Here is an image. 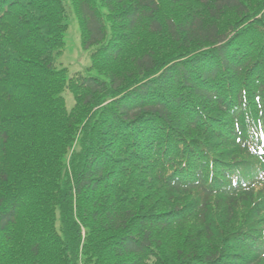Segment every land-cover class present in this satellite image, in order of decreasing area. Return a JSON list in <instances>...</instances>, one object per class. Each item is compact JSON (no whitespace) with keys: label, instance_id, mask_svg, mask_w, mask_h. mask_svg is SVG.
<instances>
[{"label":"trees","instance_id":"trees-1","mask_svg":"<svg viewBox=\"0 0 264 264\" xmlns=\"http://www.w3.org/2000/svg\"><path fill=\"white\" fill-rule=\"evenodd\" d=\"M69 1L0 0V264H264V0Z\"/></svg>","mask_w":264,"mask_h":264},{"label":"rangeland","instance_id":"rangeland-1","mask_svg":"<svg viewBox=\"0 0 264 264\" xmlns=\"http://www.w3.org/2000/svg\"><path fill=\"white\" fill-rule=\"evenodd\" d=\"M67 21L69 30L66 35V46L63 54L57 57V67L67 66L70 73L78 71L85 73L91 63L90 53L94 48H84L80 21L71 5L68 7Z\"/></svg>","mask_w":264,"mask_h":264}]
</instances>
